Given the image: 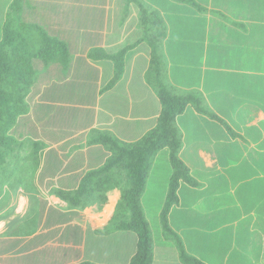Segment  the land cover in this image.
<instances>
[{
    "label": "crops",
    "instance_id": "crops-1",
    "mask_svg": "<svg viewBox=\"0 0 264 264\" xmlns=\"http://www.w3.org/2000/svg\"><path fill=\"white\" fill-rule=\"evenodd\" d=\"M13 1L16 0H0V21L1 13ZM17 1L21 16L29 11L38 20L34 22L51 36L61 35L68 63L66 67L53 64L47 68L38 64L37 81L28 97L30 112L16 125L19 128L29 115L32 118L35 114L34 134L29 137L45 147L33 184L24 178L16 188L5 186L0 197V264H128L136 248L133 235L110 231L112 226L107 228L119 198L117 189L110 190L108 202L95 211V205L70 209L52 192L76 189L88 171L106 161L109 155L105 147L92 143L98 131L131 142L156 125L161 107L147 81L150 48L138 24V8L132 0ZM142 1L156 9L165 23L162 49L172 86L200 93L218 119L220 113H232L229 119L233 124L221 120L226 126L186 107L176 118L182 146L201 138V146L209 152L208 144L218 147L226 140L230 144L218 147L224 156L231 151L228 146L233 151L237 150L233 149L235 145L245 146L244 153L233 152L227 156L229 159L244 161L249 157L254 161L264 156V0H191L194 6L176 0ZM32 2L38 4V10L29 9ZM96 48L110 59H91L89 53ZM121 52L116 78L114 57L117 59ZM88 84L93 92H82ZM49 89L53 92H46ZM186 122L199 135L188 138V131L183 129ZM233 127L241 131L234 132ZM184 151L182 147L180 158L194 166L198 154L193 152L183 159ZM160 157L166 156L161 152L156 156L141 198L153 241L152 264L169 262L164 252L170 242L162 230L155 238L145 206L150 188L159 183L162 197L160 207L156 203L154 218L160 221L171 176L170 165L163 164L168 171L159 165ZM164 160L168 162V156ZM162 174L163 180L155 176ZM199 184L190 190L207 192L197 189L202 186ZM183 190L190 192L182 184L179 191ZM178 196L168 221L173 212L184 210V199ZM201 199L203 196L198 203ZM198 203L195 211L215 218ZM35 214V223L26 225ZM193 214L190 217L196 221ZM181 233L179 237L185 245ZM100 240L102 245H98Z\"/></svg>",
    "mask_w": 264,
    "mask_h": 264
},
{
    "label": "trees",
    "instance_id": "trees-1",
    "mask_svg": "<svg viewBox=\"0 0 264 264\" xmlns=\"http://www.w3.org/2000/svg\"><path fill=\"white\" fill-rule=\"evenodd\" d=\"M176 1L195 5L191 0ZM132 2L138 8V24L150 48L147 81L161 107L156 125L131 142L120 140L109 132L98 131L92 143L105 147L109 155L106 161L100 167L88 171L76 189L55 190L52 194L66 202L70 209L83 210L95 205L101 210L108 202V192L117 189L119 198L107 228L112 226L110 231L119 230L133 235L131 242L136 248L128 264H152L153 241L141 198L156 156L166 149L171 176L166 201L159 216L161 230L165 239L171 240L178 249V259L182 264H206L184 250L181 238L170 228L168 221L171 209L179 202L177 193L181 182L189 190L198 185L180 158L182 134L176 125V118L186 107L191 106L203 116L220 123L222 121L210 112L200 93L180 91L172 86L167 78L162 49L167 31L165 23L160 13L142 0ZM21 10L19 1H13L3 10L0 21V197L5 186L16 188L24 178L33 184L40 167L45 146L29 135L17 137L14 133L16 125L21 122L20 118L30 112L28 97L37 81L38 64L47 68L53 64L66 67L68 63L67 47L60 39L61 35L55 33L51 36L37 22L23 21ZM122 55L123 52L116 56L117 59L114 57L116 78L120 72L119 59ZM89 57L94 60L102 57L110 59L98 48L91 50ZM36 217L37 214L26 225H33ZM105 233L96 231V234ZM223 256L225 254L222 259ZM214 258L221 260V256ZM78 264L96 263L85 261Z\"/></svg>",
    "mask_w": 264,
    "mask_h": 264
},
{
    "label": "rangeland",
    "instance_id": "rangeland-1",
    "mask_svg": "<svg viewBox=\"0 0 264 264\" xmlns=\"http://www.w3.org/2000/svg\"><path fill=\"white\" fill-rule=\"evenodd\" d=\"M30 4L29 9L38 10L36 2ZM2 18L3 12L1 13ZM22 19L29 23L38 21L33 18V14L29 11L23 12ZM78 35L84 34L83 32H78ZM66 91L65 89L64 92ZM46 92L51 93L53 89L46 90ZM82 92H93V90L88 84ZM231 114L220 113L219 119L226 121L227 124H233L232 120L229 119ZM34 115H31L32 118L29 115L19 128H15L14 133L22 132L21 135H33L35 129V123H33L35 121ZM57 115L59 116V114ZM183 127L189 133L187 135L188 138L199 135L196 131H192V126H188L187 122L183 124ZM232 131L240 132L241 130L238 127H233ZM243 133L247 132L244 131ZM205 141L210 143V141ZM189 142L191 144L189 143L185 147L182 146L185 149V154L182 158L186 159L187 154L189 155L193 152L198 154L197 162L193 161L194 166L191 161L184 160V162L190 168V171L192 170L193 172L194 170V173H190V176L197 183L202 184L197 189L203 191L207 189V192L194 193L196 188H193L190 192L186 190L179 191L180 188L178 189L177 194L182 195L184 199V210L173 212L170 215L169 225L171 229L177 235L182 232L181 235L185 240V245L183 243L184 250L192 256H198L206 264H235V262L237 264H264V156L256 158L254 161L249 159V157L244 161L233 160L229 159V157L233 152L244 153V145L233 146V149H237L236 151L232 150V146H228L227 150L231 151L224 156L223 153L225 152L222 151L221 153L218 147L227 144L226 140L220 145L218 143V147L216 144H208L206 147L210 149L211 155L203 149L205 146H201V138L198 142L195 139ZM198 149L200 150L198 151ZM181 151L180 153H182ZM161 153L167 158V150L165 152L161 151ZM165 158L160 157L159 165L168 171L167 165L169 164L164 160ZM164 163L167 165H163ZM198 164L202 167H199ZM155 176L163 180V174L162 176ZM165 181L167 183V178H165ZM155 183L147 194L145 206L151 217L150 223L153 233L155 238H157L161 232V227L160 221L154 218V209L156 203H159L160 207L162 193L158 191H161L162 188L159 183L156 185ZM185 191L187 194L183 193ZM219 195H222L220 199ZM202 196L203 199L198 203V198ZM194 201H196L195 206H193ZM197 203L200 204L201 208H206L208 213H212L216 220L215 218H209L207 214L195 211L199 208ZM92 210H98L97 206ZM157 212H159V208ZM191 214L196 218V221L191 219ZM168 242H170V247L167 245V250L164 252L166 259L169 261L166 264H182L179 261L180 259H178V249L171 240ZM98 245H102V240L98 242ZM120 245L124 246L123 241H120ZM223 254L225 256L222 259ZM214 256H221V260H217Z\"/></svg>",
    "mask_w": 264,
    "mask_h": 264
}]
</instances>
